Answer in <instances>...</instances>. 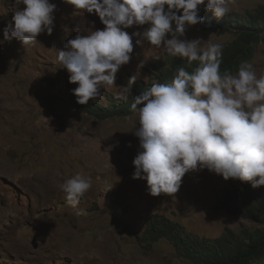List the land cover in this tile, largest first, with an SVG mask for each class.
Returning a JSON list of instances; mask_svg holds the SVG:
<instances>
[{
	"label": "rangeland",
	"instance_id": "374dc122",
	"mask_svg": "<svg viewBox=\"0 0 264 264\" xmlns=\"http://www.w3.org/2000/svg\"><path fill=\"white\" fill-rule=\"evenodd\" d=\"M49 2L57 5L52 34L41 33L22 46L4 39L14 0H0V264H191L176 258L168 242L148 244L141 238L145 218L153 214L201 238L254 229V222L221 205L224 192L241 188L242 181L204 169L186 173L175 194L154 197L145 180L132 178L137 114L98 119L76 107L69 94L77 84L68 82L69 73L57 60L56 49L63 50L77 32L86 35L104 25L95 13L63 0ZM259 5L264 0H229L228 14L243 16ZM185 38L224 45L235 35L197 24ZM135 39L132 58L116 73L114 86H104L88 103L119 102L121 87L133 74L142 84H153L149 65L168 55L147 43L136 46ZM248 62L258 77L264 75V41L254 46ZM77 173L91 188L73 208L59 185Z\"/></svg>",
	"mask_w": 264,
	"mask_h": 264
},
{
	"label": "clouds",
	"instance_id": "9594fccd",
	"mask_svg": "<svg viewBox=\"0 0 264 264\" xmlns=\"http://www.w3.org/2000/svg\"><path fill=\"white\" fill-rule=\"evenodd\" d=\"M63 2L95 13L104 25L86 35L77 32L63 50L56 49L61 68L69 73L68 82L77 84L71 93L80 105L99 98L104 86H114L116 73L132 58L134 37L136 46L147 43L167 55L198 61L193 72L178 67L171 83H153L132 99L130 109L138 117L133 134L139 141L132 178L145 180L150 195L175 194L186 173L204 169L224 180L264 186V75L258 77L247 61L235 74L221 72L220 43L185 38L188 28L202 20L198 6L220 18L230 11L229 0ZM56 8L49 0H14L4 39L26 46L41 33L51 35ZM134 25L147 27L131 34L125 31ZM143 65L141 61L138 69ZM137 79V74L130 76L117 98L127 101ZM59 188L76 208L91 182L77 173Z\"/></svg>",
	"mask_w": 264,
	"mask_h": 264
},
{
	"label": "trees",
	"instance_id": "16d2710c",
	"mask_svg": "<svg viewBox=\"0 0 264 264\" xmlns=\"http://www.w3.org/2000/svg\"><path fill=\"white\" fill-rule=\"evenodd\" d=\"M199 15L202 20L198 25L204 29L235 35L232 41L222 45L221 72L227 70L231 74L236 73L242 62L252 58L254 46L264 41V5L257 6L243 16L226 13L216 18L204 8H199ZM197 66L198 61L188 62L184 58L168 55L164 61L149 65L148 70L153 83H171L178 67H184L191 73ZM151 85L136 80L127 101L115 102L110 99L105 106L97 103L80 105L71 93L69 97L76 107L84 109L94 118H114L134 113L130 109L132 99ZM221 205L228 212L240 214L254 222L256 227L238 233L226 230L216 239L201 238L185 231L177 222L153 214L145 218L141 238L148 244L161 239L168 242L175 250L176 258L191 264H253L264 259V186L253 188L250 182H244L241 188L226 190Z\"/></svg>",
	"mask_w": 264,
	"mask_h": 264
}]
</instances>
